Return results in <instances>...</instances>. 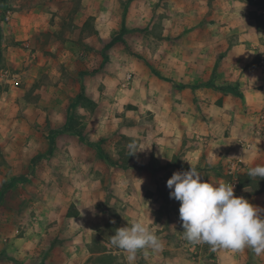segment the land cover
Wrapping results in <instances>:
<instances>
[{"label": "rangeland", "instance_id": "obj_1", "mask_svg": "<svg viewBox=\"0 0 264 264\" xmlns=\"http://www.w3.org/2000/svg\"><path fill=\"white\" fill-rule=\"evenodd\" d=\"M201 5V0H0V238L28 236L24 246L30 248L70 240L69 214L78 201L89 209L90 181L100 178L110 186L122 159H133L127 148L133 138L119 132L122 121L115 114L122 117L133 108L127 89L137 63L156 66L171 46L162 37L183 33L173 24L196 20ZM36 149L46 152L33 154ZM111 162L118 165L111 169ZM130 165L135 169L133 160ZM247 172L242 169L240 176ZM241 191L251 202L264 192V179L247 176ZM97 207L113 216L124 212L114 196ZM169 239L179 255L199 264H234L241 257L252 264L257 255L248 256L249 248L233 252L208 244L192 250L183 235ZM34 254L16 257L0 248V261L38 264L41 256ZM60 254L54 250L45 258Z\"/></svg>", "mask_w": 264, "mask_h": 264}, {"label": "crops", "instance_id": "obj_2", "mask_svg": "<svg viewBox=\"0 0 264 264\" xmlns=\"http://www.w3.org/2000/svg\"><path fill=\"white\" fill-rule=\"evenodd\" d=\"M201 2L196 20L173 24L183 33L162 37L171 46L160 54L156 66L137 63L132 88L127 89V103L133 108L122 117L115 114L122 121L119 132L137 139V150L146 149L135 153L128 164H119L110 186L100 178L90 181L87 195L92 207L86 209L77 202L78 212L69 216L70 227L65 231L69 241L30 248L24 246L28 236L11 234L10 239L0 238L3 251L16 257L35 253L36 259L41 256L38 264H101L93 260L97 253L89 250L94 235L108 222L125 220L118 223L119 228L139 218L154 230L163 247L138 251L132 264H199L168 245L171 236L183 235L180 201L170 196L168 179L176 171L189 170L190 162L204 175L202 179L222 182L234 161L241 160L244 170L264 165V6L255 0ZM110 164L111 169L118 165ZM109 192L124 209L121 217L97 207L112 199ZM251 203L264 215V192L252 197ZM109 242L103 243L109 253L118 251L117 264H128L126 252L112 250ZM54 250L63 257L45 258ZM245 253L255 256L251 250ZM11 260L3 264L14 263ZM237 263L243 264L244 258H237ZM252 264H264V253L256 255Z\"/></svg>", "mask_w": 264, "mask_h": 264}, {"label": "clouds", "instance_id": "obj_3", "mask_svg": "<svg viewBox=\"0 0 264 264\" xmlns=\"http://www.w3.org/2000/svg\"><path fill=\"white\" fill-rule=\"evenodd\" d=\"M127 148L129 156L146 149L137 150L139 145L135 139ZM190 165L189 170L176 171L167 181V187L172 190L170 196L180 201L183 238L192 244H208L213 250L218 247L232 251L249 248L257 255L264 253L262 210L245 197L236 196L233 183L211 178L204 180L197 167L191 162ZM246 175L252 180L264 179V165L249 168ZM127 221V225L117 228L109 240L112 246L127 253L128 264L135 261L138 251L161 250L162 242L144 220L131 218Z\"/></svg>", "mask_w": 264, "mask_h": 264}, {"label": "trees", "instance_id": "obj_4", "mask_svg": "<svg viewBox=\"0 0 264 264\" xmlns=\"http://www.w3.org/2000/svg\"><path fill=\"white\" fill-rule=\"evenodd\" d=\"M255 2L260 5V6H264V0H255ZM74 7V11L79 10V5L75 2V4L73 5ZM128 12V5L127 3L124 6V10H123V19L126 18ZM92 17L90 16L86 21H85V25L88 23L89 20H91ZM122 30H124V27L122 28ZM84 90V89H83ZM130 158L129 157H124L122 159L123 164H128L129 163ZM117 163V162H115ZM247 185V175L242 174L240 176V188H243ZM78 212L77 208L76 211L73 214H69V216H73L76 215ZM113 228V230L115 231L116 228H118V223H107V225L99 230V232H97L94 235L93 241L89 244V250L91 253H97V258H95V260L97 262H100L101 264H113V261L115 262L114 264H116V261H118L116 258V256L112 253H109V249L108 247L103 243L104 241H108L111 234L109 233L110 231L108 230L109 228ZM114 233V232H113ZM98 234H101V238L98 237ZM110 241V240H109Z\"/></svg>", "mask_w": 264, "mask_h": 264}, {"label": "built area", "instance_id": "obj_5", "mask_svg": "<svg viewBox=\"0 0 264 264\" xmlns=\"http://www.w3.org/2000/svg\"><path fill=\"white\" fill-rule=\"evenodd\" d=\"M262 63L264 65V57L262 58ZM5 74H8V70L4 71ZM4 74V73H3ZM240 171H242L241 167V160L234 161L229 165V169L227 172V178L224 180V182H230L234 184L235 189V195L236 196H243L246 198V196L243 194L240 188ZM19 230H17V233ZM202 244H193L192 250L198 247ZM191 249V248H190Z\"/></svg>", "mask_w": 264, "mask_h": 264}]
</instances>
